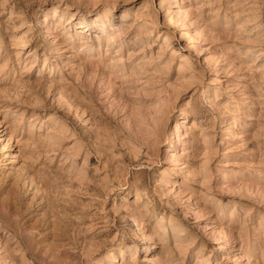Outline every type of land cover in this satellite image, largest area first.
<instances>
[{
    "label": "rangeland",
    "instance_id": "rangeland-1",
    "mask_svg": "<svg viewBox=\"0 0 264 264\" xmlns=\"http://www.w3.org/2000/svg\"><path fill=\"white\" fill-rule=\"evenodd\" d=\"M0 264H264V0H0Z\"/></svg>",
    "mask_w": 264,
    "mask_h": 264
},
{
    "label": "bare ground",
    "instance_id": "bare-ground-1",
    "mask_svg": "<svg viewBox=\"0 0 264 264\" xmlns=\"http://www.w3.org/2000/svg\"><path fill=\"white\" fill-rule=\"evenodd\" d=\"M55 9L57 10V8H55ZM56 10H55V11H56ZM249 97H250V96H249Z\"/></svg>",
    "mask_w": 264,
    "mask_h": 264
}]
</instances>
